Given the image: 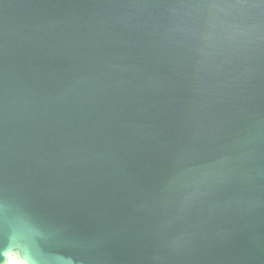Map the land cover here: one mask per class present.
I'll return each instance as SVG.
<instances>
[{
  "label": "water",
  "instance_id": "obj_1",
  "mask_svg": "<svg viewBox=\"0 0 264 264\" xmlns=\"http://www.w3.org/2000/svg\"><path fill=\"white\" fill-rule=\"evenodd\" d=\"M0 264H264V0H0Z\"/></svg>",
  "mask_w": 264,
  "mask_h": 264
},
{
  "label": "clouds",
  "instance_id": "obj_2",
  "mask_svg": "<svg viewBox=\"0 0 264 264\" xmlns=\"http://www.w3.org/2000/svg\"><path fill=\"white\" fill-rule=\"evenodd\" d=\"M18 259L10 260L9 264H29L27 257H24L17 253Z\"/></svg>",
  "mask_w": 264,
  "mask_h": 264
},
{
  "label": "snow or ice",
  "instance_id": "obj_3",
  "mask_svg": "<svg viewBox=\"0 0 264 264\" xmlns=\"http://www.w3.org/2000/svg\"><path fill=\"white\" fill-rule=\"evenodd\" d=\"M10 248H4L2 246H0V258L6 259L7 258V253L8 251H10Z\"/></svg>",
  "mask_w": 264,
  "mask_h": 264
},
{
  "label": "bare ground",
  "instance_id": "obj_4",
  "mask_svg": "<svg viewBox=\"0 0 264 264\" xmlns=\"http://www.w3.org/2000/svg\"><path fill=\"white\" fill-rule=\"evenodd\" d=\"M10 260H11V258H10Z\"/></svg>",
  "mask_w": 264,
  "mask_h": 264
}]
</instances>
